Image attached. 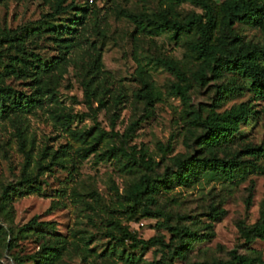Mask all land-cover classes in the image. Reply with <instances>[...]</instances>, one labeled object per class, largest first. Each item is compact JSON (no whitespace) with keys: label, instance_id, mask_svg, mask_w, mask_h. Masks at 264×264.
I'll return each instance as SVG.
<instances>
[{"label":"rangeland","instance_id":"obj_1","mask_svg":"<svg viewBox=\"0 0 264 264\" xmlns=\"http://www.w3.org/2000/svg\"><path fill=\"white\" fill-rule=\"evenodd\" d=\"M193 14L204 10L164 0H0V264L214 263L230 260L233 250L264 262V239L242 237L264 208V157L242 154L264 149L263 100L252 101L259 114L215 152L246 161L232 178L208 173L138 203L130 194L144 174L162 175L175 157L209 156L190 114L205 119L251 98L223 93L230 74L206 68L195 80L203 66L186 57L188 35L175 40L139 26ZM232 28L234 47L263 45L262 29ZM27 101L32 108H10ZM140 151L153 171L139 163ZM214 208L224 215L212 219ZM181 227L210 236L171 258L185 243ZM153 238L161 241L139 244Z\"/></svg>","mask_w":264,"mask_h":264},{"label":"trees","instance_id":"obj_2","mask_svg":"<svg viewBox=\"0 0 264 264\" xmlns=\"http://www.w3.org/2000/svg\"><path fill=\"white\" fill-rule=\"evenodd\" d=\"M164 1L168 3L190 2L200 6L204 10V14H193L185 22L158 16L152 23L145 24L140 20L139 26L149 34H159L162 31L170 32L175 40L188 35L186 57L195 62H200L203 66L202 70L192 73L194 79L197 81L204 79L206 68H209L217 77L230 74L233 81L228 87H225L223 93L242 96L245 92H249L251 98L222 113L212 110L205 119L190 114L194 125L203 128V134L197 137V141L209 153V156L175 157L173 166L166 168L162 175L144 174L130 193L135 203L142 202L145 196L151 200V196L161 189L170 190L174 186L188 187L208 173L220 175L227 179L232 178L236 171L244 167L246 161L241 160L238 156L229 159L219 158L215 152L233 143L240 125L247 123L250 117H256L259 114V111L254 109L252 101H264V43L262 46L251 48H236L234 47V40L237 37L232 28L236 22H242L264 31V0H221L220 2L215 0L214 4L211 0ZM1 36L7 41H12V36L8 32L2 33ZM230 38L232 39L228 41ZM169 64H171L177 77L184 80L185 75L178 64L176 62ZM174 90L180 96L185 107H189L185 87L177 84ZM146 96L153 99L152 92H147ZM33 103L34 101H27L26 105H21V102H18L10 108H32ZM8 111L9 108L1 112L6 113ZM242 154L257 159L264 157V149L262 147H247L242 151ZM145 157V152L140 151L139 163L147 170L153 171L154 161ZM27 182L34 183L35 179ZM145 209L149 210L148 205H145ZM148 212L164 215L161 211L149 210ZM224 213V210L214 208L211 218L215 220L223 216ZM208 226L211 227L212 224ZM209 234H212V231ZM178 235L185 243L172 253L171 258L183 256L185 245H191V242L203 240V238L210 236L193 232L188 227L179 228ZM242 237L246 243H251L255 239H264V208L257 222L242 230ZM159 241H161L159 238H153L139 244L142 248H147L148 245ZM163 261L164 258H161V261L152 264H160ZM194 264H264V262L256 257L242 255L237 250H233L230 260Z\"/></svg>","mask_w":264,"mask_h":264}]
</instances>
